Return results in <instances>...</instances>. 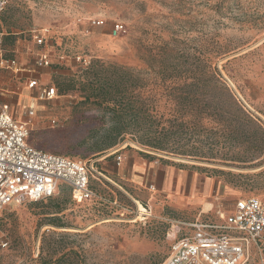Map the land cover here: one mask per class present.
Masks as SVG:
<instances>
[{"label":"rangeland","instance_id":"1","mask_svg":"<svg viewBox=\"0 0 264 264\" xmlns=\"http://www.w3.org/2000/svg\"><path fill=\"white\" fill-rule=\"evenodd\" d=\"M44 88L55 97L41 99ZM3 105L34 148L106 178L93 175L90 201L60 185L5 207L0 264H163L188 225H218L236 200L264 197V0H6ZM133 158L148 183L128 190L115 174ZM170 171L184 178L174 197L191 199L195 184V207L157 190ZM245 264H264V250Z\"/></svg>","mask_w":264,"mask_h":264},{"label":"built area","instance_id":"2","mask_svg":"<svg viewBox=\"0 0 264 264\" xmlns=\"http://www.w3.org/2000/svg\"><path fill=\"white\" fill-rule=\"evenodd\" d=\"M6 0H0V16ZM101 25L102 22H92ZM122 30L116 24L114 33ZM42 40H38L41 44ZM49 58L41 53L37 67H46ZM36 82L30 83V87ZM55 90L44 88L40 98L55 97ZM28 115L33 116L29 108ZM51 121L52 126H56ZM26 123L13 118L8 105L0 107V212L21 200L39 201L52 197L60 185L69 188L76 203L96 198L90 188L93 175L102 177L94 162L73 161L34 148L30 143ZM119 160V159H118ZM191 232L173 243L163 264H245L250 250H264V197L236 200L232 213L223 225L195 221L188 225Z\"/></svg>","mask_w":264,"mask_h":264},{"label":"crops","instance_id":"3","mask_svg":"<svg viewBox=\"0 0 264 264\" xmlns=\"http://www.w3.org/2000/svg\"><path fill=\"white\" fill-rule=\"evenodd\" d=\"M117 166H118V168H123L120 165V163H118ZM121 172H122V176H119L118 173H116L115 176L116 177H123L125 179V181L129 182L128 190H133L134 187L141 186V185H143L144 182L148 183V175L144 174V173H148V167H147V164L142 159L133 158L132 163H131V167H130L129 171L126 173V176H124L125 174L123 173V170ZM101 173L102 172H100V174ZM102 176L104 178H106L104 175H102ZM173 177H174V174L171 171L167 172L165 177H163V179L161 180V184H159V187L157 190L163 191V192L168 193L170 195L174 194L173 191L180 190L181 185L183 184V179H184L183 176H178L175 178H173ZM151 184L152 185L148 189L150 191L154 189L153 182H151ZM194 185L195 184L193 183V186L191 187V191H190L191 199L188 197L187 198L174 197V195H173L170 199L171 203L175 206L180 205L181 207L183 206V207H189V208L195 207L199 202L197 199H195V196L193 195L194 190H195ZM132 187H133V189H132ZM90 188H91V186H90ZM204 188H205L204 190H208L209 185H205ZM223 224H224V221L222 223H219L218 225H223Z\"/></svg>","mask_w":264,"mask_h":264},{"label":"trees","instance_id":"4","mask_svg":"<svg viewBox=\"0 0 264 264\" xmlns=\"http://www.w3.org/2000/svg\"><path fill=\"white\" fill-rule=\"evenodd\" d=\"M101 97H102V96H101ZM104 97H106V96H104ZM104 97L102 98V99H103V102L106 101V100L104 101ZM111 112L113 113V115H114L117 119L120 118L119 115H116V113L118 112L117 108H113V109L111 110ZM123 133H124L123 130H121V131L116 130V136L122 135ZM108 146H109V148L115 146V142H112V143L109 144Z\"/></svg>","mask_w":264,"mask_h":264},{"label":"bare ground","instance_id":"5","mask_svg":"<svg viewBox=\"0 0 264 264\" xmlns=\"http://www.w3.org/2000/svg\"><path fill=\"white\" fill-rule=\"evenodd\" d=\"M138 207L142 210V208L138 205Z\"/></svg>","mask_w":264,"mask_h":264}]
</instances>
